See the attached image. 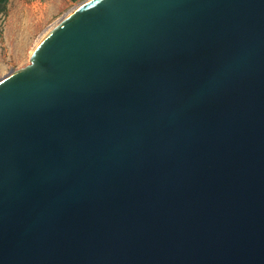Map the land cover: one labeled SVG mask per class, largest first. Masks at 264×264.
<instances>
[{
	"label": "water",
	"instance_id": "1",
	"mask_svg": "<svg viewBox=\"0 0 264 264\" xmlns=\"http://www.w3.org/2000/svg\"><path fill=\"white\" fill-rule=\"evenodd\" d=\"M0 78V264H264V0H87Z\"/></svg>",
	"mask_w": 264,
	"mask_h": 264
},
{
	"label": "rangeland",
	"instance_id": "2",
	"mask_svg": "<svg viewBox=\"0 0 264 264\" xmlns=\"http://www.w3.org/2000/svg\"><path fill=\"white\" fill-rule=\"evenodd\" d=\"M87 0H8L0 13V78L26 65L40 36Z\"/></svg>",
	"mask_w": 264,
	"mask_h": 264
},
{
	"label": "trees",
	"instance_id": "3",
	"mask_svg": "<svg viewBox=\"0 0 264 264\" xmlns=\"http://www.w3.org/2000/svg\"><path fill=\"white\" fill-rule=\"evenodd\" d=\"M8 0H0V13H5Z\"/></svg>",
	"mask_w": 264,
	"mask_h": 264
},
{
	"label": "bare ground",
	"instance_id": "4",
	"mask_svg": "<svg viewBox=\"0 0 264 264\" xmlns=\"http://www.w3.org/2000/svg\"><path fill=\"white\" fill-rule=\"evenodd\" d=\"M73 10V9H72Z\"/></svg>",
	"mask_w": 264,
	"mask_h": 264
}]
</instances>
